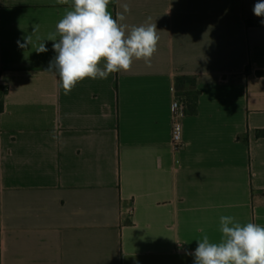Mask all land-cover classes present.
Listing matches in <instances>:
<instances>
[{"label": "crops", "instance_id": "crops-1", "mask_svg": "<svg viewBox=\"0 0 264 264\" xmlns=\"http://www.w3.org/2000/svg\"><path fill=\"white\" fill-rule=\"evenodd\" d=\"M257 2L110 0L114 18L130 5L128 25L151 17L157 51L65 95L46 71L53 41L17 42L33 25L46 39L72 0H0V264H194L221 216L264 226Z\"/></svg>", "mask_w": 264, "mask_h": 264}, {"label": "clouds", "instance_id": "clouds-1", "mask_svg": "<svg viewBox=\"0 0 264 264\" xmlns=\"http://www.w3.org/2000/svg\"><path fill=\"white\" fill-rule=\"evenodd\" d=\"M57 3L68 4L69 0ZM109 4L110 0H72V9L46 39L40 40L36 35L39 26L33 25L24 43L17 42L26 48L33 45L35 37L39 41L35 52L45 53V40L53 41L56 55L46 71L58 75V87L65 95L85 78L107 79L109 74L127 72L134 60L150 63L157 51L158 30L151 17L139 26L128 25L124 21L130 5L124 3L114 18ZM253 12L264 17V0L255 3ZM219 231L218 241H211L207 234L196 240L197 247L191 253L194 264H264V226L251 222L241 225L225 215L220 217Z\"/></svg>", "mask_w": 264, "mask_h": 264}, {"label": "built area", "instance_id": "built-area-1", "mask_svg": "<svg viewBox=\"0 0 264 264\" xmlns=\"http://www.w3.org/2000/svg\"><path fill=\"white\" fill-rule=\"evenodd\" d=\"M5 94L0 89V105L3 103ZM173 115H172V141L175 147V151H178L182 143V132H183V119L186 114V107L179 101L173 103Z\"/></svg>", "mask_w": 264, "mask_h": 264}, {"label": "trees", "instance_id": "trees-1", "mask_svg": "<svg viewBox=\"0 0 264 264\" xmlns=\"http://www.w3.org/2000/svg\"><path fill=\"white\" fill-rule=\"evenodd\" d=\"M255 24H256V22H254V21L247 22V25H249V26H253ZM4 94H6L5 91H4ZM2 108H3V103H1V105H0V112L2 111ZM257 137H264V131H259L257 133Z\"/></svg>", "mask_w": 264, "mask_h": 264}]
</instances>
